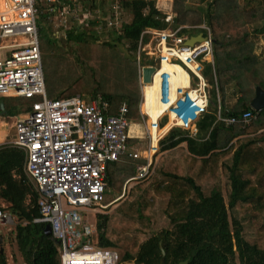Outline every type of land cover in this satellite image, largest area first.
<instances>
[{
    "label": "trees",
    "instance_id": "16d2710c",
    "mask_svg": "<svg viewBox=\"0 0 264 264\" xmlns=\"http://www.w3.org/2000/svg\"><path fill=\"white\" fill-rule=\"evenodd\" d=\"M82 1V9L91 14L88 26L69 21L60 27L65 37L56 39L52 33L49 41L59 54L75 60L80 74L61 78L66 89L51 94L50 99L82 94L88 100L99 95L108 102L110 114L125 103L127 119L138 124L137 74L131 80L133 89L108 92L88 62L102 36L103 50L112 51L122 42L136 53L144 30L165 28L162 15L153 0H117L119 11L130 16L129 23H124L114 4ZM185 2L172 0V26L205 23L213 34V66L205 64L203 72L213 84L207 112L196 122L194 136L172 128L159 142V152L166 155L154 174L131 187L109 213L95 215L96 246L119 250L120 263L264 264V112L248 125L225 126L216 116L218 109L222 117L252 111L256 88L264 91V55H257L247 66L246 34H234V30L242 31L243 24H261L260 32H264V0H196L195 10L186 8ZM41 18L48 22L46 16ZM185 31L198 30L182 29L181 34ZM145 37L148 40L147 35L141 36ZM149 63L146 56L140 57V65ZM229 96H235L230 107ZM6 98L4 107L11 116L15 103ZM21 103L26 112L31 110L32 101ZM24 165L22 151L0 147V199L9 204L7 210L17 220L14 242L24 264H59L58 245L44 234V224L33 223L39 217V196ZM134 165L128 159L109 164L105 194L110 192L112 199L118 196L123 181L134 174ZM0 264H7L3 252Z\"/></svg>",
    "mask_w": 264,
    "mask_h": 264
},
{
    "label": "built area",
    "instance_id": "2783aa9c",
    "mask_svg": "<svg viewBox=\"0 0 264 264\" xmlns=\"http://www.w3.org/2000/svg\"><path fill=\"white\" fill-rule=\"evenodd\" d=\"M77 0H2L0 3V99L18 97L31 100V110L21 113L9 126L14 138L8 140L7 125L0 123V147L23 152L25 174L38 193L39 217L35 224L48 225L50 236L58 245L59 264H120L119 251L96 246V228L88 213L105 214L112 204L125 198L131 187L148 180L154 171L159 142L172 128H181L194 136L196 122L207 112L210 86L203 74L205 64L213 66V34L202 23L197 27L172 26L173 12L161 13L164 29L144 30L138 41L137 61L146 56V65H138L141 97L138 113L147 147L138 151L127 119L128 108L121 103L115 114L99 95L84 99L73 95L50 99L46 95L42 71L37 18L46 16L55 28L66 27L69 21L88 26L91 14ZM115 10L119 5L115 3ZM53 24V25H52ZM198 30L196 35L181 34L182 29ZM57 39L59 30H53ZM148 40L143 43L142 35ZM152 63V64H151ZM179 68L182 80H173L177 72L163 65ZM154 68L159 77L158 104L160 113L150 121L143 108L141 69ZM152 82V81H151ZM150 84V83H149ZM264 112L252 110L238 117H222L225 126L248 125ZM164 122V123H163ZM166 131H163L165 128ZM121 159L133 162L134 174L122 184L121 193L105 202L106 169ZM5 220L6 222H2ZM2 224L13 223L11 215L0 210Z\"/></svg>",
    "mask_w": 264,
    "mask_h": 264
},
{
    "label": "rangeland",
    "instance_id": "374dc122",
    "mask_svg": "<svg viewBox=\"0 0 264 264\" xmlns=\"http://www.w3.org/2000/svg\"><path fill=\"white\" fill-rule=\"evenodd\" d=\"M101 1V0H98ZM107 2L109 6L115 5V1L117 0H104ZM155 3V8L158 6L160 11L162 13L168 12L171 9L172 0H153ZM2 0H0V3ZM76 3H83L82 0H77ZM186 8H191L192 10H195L198 6V3L196 0H186L185 2ZM119 17H121V20L124 23H129L130 16L129 13L126 11H122L118 9ZM42 16L37 18V22L39 25V44H40V55H41V63H42V71L44 76V82H45V89H46V95L48 98H50L51 94H58L61 91L66 89V85L62 83L61 78L63 80L68 77L70 74H80V70L75 64V60L72 59L71 56H67L66 54H59L60 52L57 51V49L53 48L50 45V38L51 34L54 33L52 30H59L61 33L62 28H53L51 24L48 22H42ZM115 25V27L118 25V23L111 22ZM53 25V24H52ZM81 26V25H80ZM82 25L81 27L83 28ZM51 27V28H50ZM120 27L118 26V29ZM261 24L253 25V26H245L243 24V28L241 32H238L239 30H234L235 35H248L244 37V43L247 46V49L252 48L253 45L254 50L256 51V54L264 55V32H260ZM81 30V28L79 27ZM187 33V31H185ZM193 32L188 35H196ZM60 38L65 37V34L62 32ZM58 37V38H59ZM59 38V39H60ZM147 37L144 38L143 43L147 41ZM104 37H100L98 40V46H95L92 49V60H90L88 63H91L92 66H94V70L96 72V77L101 81L103 85V89H107L108 92H115L124 90V88H128L131 86V80L134 75L137 74V81H138V61H137V52L133 53L130 52L126 45L122 42L117 43L115 46V49L112 51L109 50H103L102 43L104 41ZM107 41V39H106ZM101 56V57H100ZM78 70V71H77ZM78 72V73H77ZM208 85L210 86V89L213 88V84L209 83L207 81ZM136 88L138 89V94L141 97L140 92V86L139 83H137ZM133 89V86H131L130 90ZM80 94V93H79ZM82 95V94H80ZM235 99V96H229L227 99V106L230 107V103ZM7 98H2V100ZM9 100V99H7ZM12 102L15 103V113L11 114V116H4L0 118V123L7 125L5 128L6 134L8 133V140H12L14 138V131L13 129H8L9 126L13 125L17 119L20 118L21 113L24 111L25 106L21 103V98L18 97H12ZM140 100V99H139ZM28 101V100H27ZM31 101V100H30ZM139 124L141 123V119L139 117ZM164 123V122H163ZM143 126V125H141ZM141 126H139L136 123L131 124V131L132 135L135 138L133 147L137 149L138 151H141L143 149H146L147 147V139L143 138ZM4 136L0 135V138H3ZM1 146V145H0ZM4 147V146H3ZM166 155L165 153L158 151L155 154V160H154V170L157 167L159 161L161 158ZM154 174V171H153ZM152 176V175H151ZM125 181V180H124ZM123 181V182H124ZM123 184V183H122ZM122 188V187H121ZM121 193V189H120ZM129 192L126 193V196ZM110 192L105 195V199L110 202L112 200ZM117 197V196H116ZM115 197V198H116ZM124 198V199H125ZM225 198V193H224ZM111 199V200H110ZM114 199V198H113ZM124 199L121 201L114 203L110 205L106 210L105 213H109L110 210L117 207L119 203H121ZM28 201H26L27 203ZM226 202V199H225ZM0 205H2V202L0 201ZM9 205L6 203L4 206H2L3 211H6L7 214L10 215L7 208ZM13 218V223L10 224L8 222L7 224H2L0 222V248L3 251V254L5 256V260L7 264H24L22 260L21 254L18 252L16 244L14 242V228L17 224V220ZM88 220L90 223L95 221V216L89 212L88 213ZM2 222H6L3 220ZM117 250V249H116ZM119 251V250H118ZM122 251V250H121ZM120 252V251H119ZM121 253V252H120ZM122 254V253H121ZM120 264H134L132 261L128 262H121Z\"/></svg>",
    "mask_w": 264,
    "mask_h": 264
},
{
    "label": "bare ground",
    "instance_id": "6f19581e",
    "mask_svg": "<svg viewBox=\"0 0 264 264\" xmlns=\"http://www.w3.org/2000/svg\"><path fill=\"white\" fill-rule=\"evenodd\" d=\"M163 69L168 71H176L177 75L173 76V80H182L183 74H181L179 68L171 67L170 65H163ZM159 77L158 73L153 76L152 82L147 84L143 88V108L146 111V114L150 117V121H155L161 111V107L158 104V96H159ZM168 128L166 127L163 131H166Z\"/></svg>",
    "mask_w": 264,
    "mask_h": 264
},
{
    "label": "water",
    "instance_id": "95a60500",
    "mask_svg": "<svg viewBox=\"0 0 264 264\" xmlns=\"http://www.w3.org/2000/svg\"><path fill=\"white\" fill-rule=\"evenodd\" d=\"M199 38L202 39L200 34H198L196 37L189 39V41H191V40L199 41V40H197ZM141 73H142L143 83H145V84L151 83L152 75L154 74V68L151 66H144L141 69ZM250 107H251V109H253L255 111L264 109V91L263 90L256 88L255 96L250 103ZM4 116H7V111L5 110L3 100L0 99V117H4ZM44 234L47 236L50 235V228L48 225H45V227H44ZM0 243H1V238H0ZM160 250H161V255L164 256V251L162 250V248H160ZM0 253H2L1 248H0ZM187 263H188V261L185 260V261L179 262L178 264H187Z\"/></svg>",
    "mask_w": 264,
    "mask_h": 264
},
{
    "label": "crops",
    "instance_id": "0c3cea01",
    "mask_svg": "<svg viewBox=\"0 0 264 264\" xmlns=\"http://www.w3.org/2000/svg\"><path fill=\"white\" fill-rule=\"evenodd\" d=\"M171 7H172V4H171ZM199 34V32L197 33V35ZM246 36H248V35H246ZM252 48H250V49H247V46L245 45L244 46V48H245V50H247L246 51V53H248V54H246V56H245V60H246V64H247V66L249 65V63H252L253 61H255V57L257 56V54H256V51L254 50V47H253V45L251 46ZM252 54V55H251ZM254 58V59H253ZM235 101V99L233 100V98H232V102L229 104L230 106L233 104V102ZM1 118V117H0ZM3 148H11V147H8V146H6V147H3ZM11 149H15V148H11ZM18 150V149H17ZM32 183V182H31ZM0 201L2 202V205H0L1 206V208H2V206H4V204H6L7 202L6 201H4L3 199H0ZM8 204V203H7ZM9 205V204H8ZM4 210V209H3ZM3 252V251H2Z\"/></svg>",
    "mask_w": 264,
    "mask_h": 264
}]
</instances>
